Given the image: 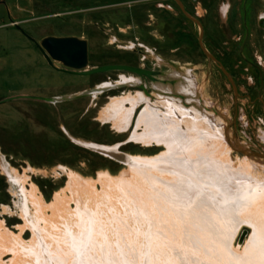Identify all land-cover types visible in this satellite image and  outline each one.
I'll list each match as a JSON object with an SVG mask.
<instances>
[{"label": "rangeland", "instance_id": "1", "mask_svg": "<svg viewBox=\"0 0 264 264\" xmlns=\"http://www.w3.org/2000/svg\"><path fill=\"white\" fill-rule=\"evenodd\" d=\"M179 1L191 17L200 21L201 35L199 25L182 13L175 0H0V160L2 156L20 175L26 172L25 187L30 189L32 183L44 202L51 203L54 194L66 187L69 171L92 179L103 172L116 176L127 168L123 159L126 155L153 156L164 150L163 146H143L130 140L143 103L134 109L125 132H117L109 122L98 118L112 97L129 91L150 94L151 84L158 80L129 71L68 73L59 61L53 60V66L49 65L28 36L37 43L46 36L73 35L85 39L86 70L106 64H127L155 71L152 76L161 77L159 82L164 83L157 84L183 95L169 93L163 95L165 98L184 103L194 96L199 109L226 126L233 145L264 156V0ZM200 37L203 48L228 72L236 91L220 66L203 53ZM172 62L185 66V76L177 83L165 76L172 75ZM131 76L145 85L143 91L138 85L125 82ZM88 91L92 92L59 102L43 99L69 98ZM88 143L117 145V153H105ZM233 154L244 155L237 148ZM95 188L100 191V184L96 183ZM11 190L10 181L0 172V222L17 234L19 225L24 223L20 215L22 203ZM109 198L96 205L99 227L94 237L98 238H92L89 253L91 258L96 255L93 264H149L152 252L156 253L157 258L151 256L155 264H171L166 260L171 258L167 243L173 244L177 254L182 251L179 243L185 245L190 241L189 244L201 247L197 234L196 243L189 238L193 226L194 232L203 230V224H198L199 219L192 214L187 216L193 221L182 216L181 225L176 221L166 223L173 236L162 239L159 235L152 237L153 232L166 234L159 226L162 223L155 225V220L147 223L134 218L143 217L142 208L137 211L140 216L131 211L127 221L121 219L123 214L116 208L118 196ZM70 206L74 209V202ZM142 207L157 211L152 205ZM45 212L51 216V211ZM39 225L43 226V222ZM252 230L248 223H240L233 232L232 246L242 250ZM20 236L29 241L31 229H23ZM103 241L109 243V252L100 246ZM153 244L159 245L153 249ZM81 250L80 247L79 253ZM183 257L179 255L182 264ZM1 258L8 263L12 254L6 252Z\"/></svg>", "mask_w": 264, "mask_h": 264}, {"label": "bare ground", "instance_id": "2", "mask_svg": "<svg viewBox=\"0 0 264 264\" xmlns=\"http://www.w3.org/2000/svg\"><path fill=\"white\" fill-rule=\"evenodd\" d=\"M151 89L150 94L129 91L122 93L124 95L121 97H112L99 112L98 118L103 123L109 122L117 132H125L134 109L143 103L144 107L135 121L130 140L143 146H163L164 149L153 156L126 155L123 159L127 168L116 176L98 172L97 178L92 179L69 171L66 187L54 194L51 203H46L31 182L30 189L25 187L28 179L26 172L18 174V170L8 166L1 156L0 172L6 175L12 193L22 203L19 211L24 223L18 227L20 232L14 234L0 222V264H93L92 259L96 255L91 258L92 253L90 256L89 253L93 245L92 238L99 227V208L96 205L98 202L99 205L104 204V199L114 196L120 200L116 208L124 215L120 216L121 219L128 220L131 211L140 216L137 211L142 208L140 212H144L143 217L134 218L140 222L155 220V225L159 222L163 224L159 226L166 234L153 232L152 237L159 235L162 239L171 238L173 234L171 229L170 232L167 230L166 225L175 221L180 224L182 216L189 221H193L187 216L189 214L199 219L197 223L203 224V230L194 232L196 228L193 224L189 238L195 242L197 234L201 247L189 244L190 241L185 242V245L179 243L176 246L182 251L177 254L173 244L165 243L171 253V258L166 257V260L171 261V264H182L179 258L182 254L185 256L184 264H225L224 260L231 264L248 261L264 264V156L233 145V139L231 141L226 134V126L211 120L212 116L199 109L194 103V96L181 103L179 99L171 100L163 96L170 95L173 89L170 91L155 82L151 84ZM91 92L51 99L52 102H59ZM86 145L105 153H117V145ZM235 148L244 155H234ZM96 183L100 184V191L96 190ZM137 200L142 203H137ZM70 202H74V209ZM142 204L146 207L152 205L157 211L152 208V212H149V208L146 211ZM46 209L51 211V216L45 212ZM161 212L165 216H159ZM41 221L43 226L39 225ZM243 222L248 223L253 232L245 247L239 250L232 246L231 239L235 229ZM25 228L32 232L29 241H24L20 236ZM97 241L100 244L99 239ZM108 244L103 241L100 246L109 252ZM159 244H153L152 248L159 245L163 249L164 244L161 241ZM80 247L82 250L79 253ZM6 252L12 254L8 263L1 258ZM152 253L149 259L147 257V262H151L149 264L154 263L151 256L156 253Z\"/></svg>", "mask_w": 264, "mask_h": 264}, {"label": "water", "instance_id": "3", "mask_svg": "<svg viewBox=\"0 0 264 264\" xmlns=\"http://www.w3.org/2000/svg\"><path fill=\"white\" fill-rule=\"evenodd\" d=\"M180 6L182 13L189 18L194 23H197L200 27V35L203 30L201 27V23L198 19L191 17L183 8L179 0H176ZM22 33H24L22 31ZM30 40H32L39 51L42 53L43 57L46 59L47 63L53 66L52 61H59L63 64L67 69H62L68 73H76L79 75H90L94 73H101L106 71H129L135 73L140 76H148L152 79V75L154 71L146 70L141 67H135L126 64H106L92 67L91 69H85L88 64V43L85 39L79 38L73 35L67 36H46L44 37L40 43L35 42L31 37L28 36ZM199 45L203 53L217 62L226 75L227 79L232 84L234 90L236 91L235 85L231 80L229 74L224 69V67L218 62V60L208 53L205 48L201 45V37L199 39ZM142 88V85L140 86ZM144 89V88H143ZM46 101L52 102L51 98H43Z\"/></svg>", "mask_w": 264, "mask_h": 264}, {"label": "flooded vegetation", "instance_id": "4", "mask_svg": "<svg viewBox=\"0 0 264 264\" xmlns=\"http://www.w3.org/2000/svg\"><path fill=\"white\" fill-rule=\"evenodd\" d=\"M176 1V0H175ZM176 3H177V1H176ZM178 4V3H177ZM179 5V4H178ZM180 7V6H179ZM184 8V7H183ZM185 10V9H184ZM212 60V59H211ZM218 60V59H217ZM219 62V61H218ZM217 63V62H216ZM220 63V62H219ZM218 64V63H217ZM221 64V63H220ZM127 65V64H126ZM219 65V64H218ZM131 66H133V65H131ZM135 67H137V66H135ZM170 69L172 70V75L170 76V75H167V74H165V76L166 77H168V78H171L172 80H174V81H176V83L178 82V81H180V79H181V77H183V76H185V73H184V69H185V66H181V65H179V64H177V63H174V62H172V65L170 66ZM225 69V68H224ZM155 72V71H154ZM223 72V71H222ZM228 73V72H227ZM190 75L191 74H193L192 72H191V70H190V73H189ZM137 75V74H136ZM189 75V76H190ZM225 75V74H224ZM138 76H140V75H138ZM226 76V75H225ZM161 77H156L155 78V76H152V79H155V80H158V82L157 83H161V84H164V83H162L161 81L159 82V80H161L160 79ZM133 79V80H132ZM139 81V82H138ZM125 82H130L132 85H138L139 87L142 85V88L140 87V90H142L143 91V88L145 89V85H143V84H141L140 82V79H138V78H134V77H128L127 78V80H125ZM156 83V82H155ZM175 83V84H176ZM174 88V87H173ZM143 92H145V91H143ZM146 94H148V93H146ZM171 95H176V96H183V95H181L180 93H178L177 91H175L174 89H173V91H172V93H170Z\"/></svg>", "mask_w": 264, "mask_h": 264}]
</instances>
